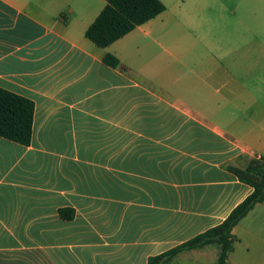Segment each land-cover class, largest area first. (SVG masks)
Returning <instances> with one entry per match:
<instances>
[{
  "label": "crops",
  "instance_id": "obj_1",
  "mask_svg": "<svg viewBox=\"0 0 264 264\" xmlns=\"http://www.w3.org/2000/svg\"><path fill=\"white\" fill-rule=\"evenodd\" d=\"M189 1L99 48L84 33L104 0H0V89L34 107L27 146L0 137V264H147L251 193L226 166L264 157V68L240 33L264 26V0H222L220 22ZM231 237L225 264H264V201Z\"/></svg>",
  "mask_w": 264,
  "mask_h": 264
},
{
  "label": "trees",
  "instance_id": "obj_2",
  "mask_svg": "<svg viewBox=\"0 0 264 264\" xmlns=\"http://www.w3.org/2000/svg\"><path fill=\"white\" fill-rule=\"evenodd\" d=\"M105 5L95 20L86 29L84 36L99 48H105L120 39L135 27L144 24L164 11L160 0H104ZM103 64L115 68L119 61L107 54ZM33 103L29 99L0 89V137L22 146L31 138ZM226 170L239 182L252 188L251 193L235 206L218 225L193 238L150 257L147 264H169L183 251L201 249L207 245L218 246L216 264H225L232 249L231 231L255 205L264 201V157L250 158L243 168L227 165ZM63 219H70L72 213L60 210Z\"/></svg>",
  "mask_w": 264,
  "mask_h": 264
},
{
  "label": "rangeland",
  "instance_id": "obj_3",
  "mask_svg": "<svg viewBox=\"0 0 264 264\" xmlns=\"http://www.w3.org/2000/svg\"><path fill=\"white\" fill-rule=\"evenodd\" d=\"M164 6L167 8V11L170 14H173L174 16H176L177 18L180 17V9L178 8V5L180 4V2L182 0H160ZM209 4L213 5V12L210 13L211 15V19L216 21V22H220V20H222L221 17V12L217 11V6L219 7V4H222V0H207ZM189 0H184V7L188 6L190 3ZM181 6V5H180ZM179 9V10H178ZM194 29V31H191L192 34H194L195 36L193 37H198L200 38L201 36H204L206 28L203 27H198V28H192ZM232 28H224L222 26H214L212 28V34L213 37H220L223 34L229 37H224V39L226 40V42H224L225 46H229L231 43H234L235 40H233V38L237 35L232 33L231 31ZM181 30V29H180ZM230 30V31H229ZM243 31V32H241ZM240 33H243L244 37H245V42L244 44L241 45V51L245 52L246 56H247V67L250 66L251 63H253L254 61H258V64L261 65L264 68V49L260 48L257 44V40L253 39L254 38V34L256 36H260V38H262L263 42H264V26L261 27H255V26H251V27H245V28H240ZM181 47L187 48V47H191V45L194 43H192V40L189 36L186 37H181ZM195 48H194V52H201L202 50H204V42H198L195 41ZM255 48L253 49V45ZM264 46V44H262ZM259 56L258 58H255L253 56V52ZM258 59V60H257ZM261 77L264 79V73L261 75ZM214 249H211L212 251L208 252V257L206 259V262H204V264H216V258H217V254H218V247L214 246ZM178 260V259H177ZM173 264H196L192 261H187L185 259L178 260L176 263ZM198 264V263H197Z\"/></svg>",
  "mask_w": 264,
  "mask_h": 264
}]
</instances>
